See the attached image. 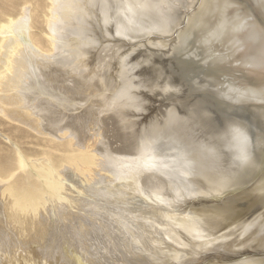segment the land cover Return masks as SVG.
I'll use <instances>...</instances> for the list:
<instances>
[{
	"label": "rangeland",
	"instance_id": "1",
	"mask_svg": "<svg viewBox=\"0 0 264 264\" xmlns=\"http://www.w3.org/2000/svg\"><path fill=\"white\" fill-rule=\"evenodd\" d=\"M196 1L104 0L95 11L96 20L93 19L96 41H72L70 48L77 50L74 56L68 48L56 52L69 58L68 66L60 70L62 73L55 74L59 84L50 88L59 98L42 99L49 108L63 109L59 124L74 121L71 130L75 137L69 132L48 134L43 127L36 129L0 115V156L15 165L14 179L42 182L37 170L41 166H54L53 173L61 184L58 193L43 194L42 203L33 213H14L8 209V197L0 193V264H243L253 257L264 258V251L250 255L258 238L264 236V229L257 231L259 225H264V207L255 227L245 234L236 231L231 237L212 241L229 227L213 224L217 215L212 207L231 197L235 205L240 204L235 207L244 209L246 214L247 208L248 211L258 208L264 200V170L260 164L264 160V87L250 97V93L236 99V94H231V99L225 95L227 86L237 83L240 75L249 77L248 69L245 73L239 69L244 59L251 58L252 65L264 61V1ZM23 2L30 3L31 34L44 42L46 0H0V18L16 13ZM238 10L241 12L236 14ZM244 17L252 27L243 21ZM217 21L223 28L216 25ZM228 21L231 26L227 23V27ZM237 24L242 32L253 28L259 37L246 51L247 58L246 53L236 56L235 51L240 59L234 65L229 59L233 58L235 47L228 38L229 30ZM178 39L183 43H177ZM219 40L221 44L217 43ZM223 48L229 59L226 65L223 61L216 66L217 60L208 54ZM118 86L126 90L121 98L115 95ZM40 110L43 113L40 115L45 116V111ZM244 130L248 133L251 130L250 135ZM81 135L87 137L86 141L89 139L90 148L97 153L98 166H93L90 173H79L73 165L57 162L63 151L56 147L69 137L76 143ZM142 139L152 147L146 164L139 163L148 156L138 154ZM230 141L233 147L247 141L253 148V158L239 171L235 168L240 160L227 148ZM18 153L26 159L22 168L16 164ZM1 181L0 190L5 180ZM256 184L258 187L250 190ZM203 205L206 208L202 212L199 207ZM198 224L210 228L204 232ZM231 238L238 240L228 249L226 245L232 243ZM237 249L240 253H234Z\"/></svg>",
	"mask_w": 264,
	"mask_h": 264
},
{
	"label": "bare ground",
	"instance_id": "2",
	"mask_svg": "<svg viewBox=\"0 0 264 264\" xmlns=\"http://www.w3.org/2000/svg\"><path fill=\"white\" fill-rule=\"evenodd\" d=\"M199 1V0H198ZM196 1V2H198ZM210 1V0H209ZM219 1V0H218ZM223 0H221V3ZM226 1V0H225ZM230 1V0H229ZM237 1V0H236ZM249 1V0H248ZM247 1V2H248ZM252 1V0H250ZM249 1V2H250ZM264 1V0H263ZM29 2V1H28ZM104 2V0H46V4L43 6L44 11H43V32L46 36V39L44 40V42H42L41 39L37 38V37H33V35L31 34L30 28L32 27V16H31V11H29V5L30 3L27 2H23V4L21 5L20 9L13 14H6L4 17L0 18V115L2 114L3 116L7 117L6 119H11V120H15L20 122L19 124H24L26 126H30L33 128L38 129L39 127H43L45 128V130H48V134H53L56 135V133L60 132L61 134H64L65 132H69V134L71 135V137L73 138V136L75 137V133L73 130V125L72 123L74 122H70L66 125L59 124V121L63 120L62 115L61 116V112L62 110H58V109H52L49 108L46 104V102H44V100L42 98L44 97H49L51 96V98L53 97H58L59 95L54 93L53 91L50 90V88L55 85L56 83L59 84V79L58 76L56 77L55 74H58V72H61L62 67L64 66H68V59L66 58V56L64 55H58L56 52L66 49H69V52L71 55H75L77 53V50L70 48L71 47V43L72 41H79V42H95L96 41V36L94 35V28H96V24L95 22H93V19L96 20L97 15H96V10L98 9L99 5L102 4ZM212 2V1H211ZM228 2V1H227ZM232 2V0L230 1ZM248 2V3H249ZM254 2H258L256 0H254ZM253 2V3H254ZM27 3V4H25ZM207 3V2H206ZM218 3V2H217ZM216 3V4H217ZM220 3V4H221ZM235 3V2H234ZM239 3V2H238ZM244 3V2H243ZM29 4V5H28ZM197 4V3H196ZM199 4V3H198ZM208 4H212V3H208ZM214 4V3H213ZM226 4V2H225ZM222 4V5H225ZM233 4V3H232ZM240 4V3H239ZM238 4V5H239ZM252 4V3H251ZM187 5V4H186ZM215 5V4H214ZM218 5V4H217ZM231 5V4H230ZM228 5V6H230ZM237 5V6H238ZM204 6V5H203ZM210 8L212 5H208ZM219 6V5H218ZM236 6V4H235ZM262 6V4L260 5ZM31 7V6H30ZM195 7V6H194ZM206 5L204 6V10H205ZM221 7V6H220ZM224 7V6H223ZM251 7V6H250ZM185 8V7H184ZM198 8V7H197ZM222 8V7H221ZM225 8L227 9L226 5ZM224 9V8H223ZM256 9V8H255ZM202 10V9H201ZM203 10V11H204ZM208 11H210L209 9H207ZM214 11V9H212ZM42 11V10H41ZM201 12V11H200ZM220 12V11H219ZM224 12V11H221ZM238 13L236 14H239ZM191 13V12H190ZM206 13V12H205ZM211 13V12H209ZM208 13V14H209ZM213 13V12H212ZM211 13V14H212ZM216 13V12H215ZM229 13V12H228ZM261 13V12H260ZM201 14V13H200ZM219 14V13H218ZM217 14V15H218ZM188 16V14H186ZM190 15V14H189ZM192 15V14H191ZM195 15V14H194ZM202 15V14H201ZM207 15V14H206ZM210 15V14H209ZM208 15V16H209ZM216 15V16H217ZM193 16V15H192ZM207 16V17H208ZM233 16V15H232ZM230 16V17H232ZM248 16V15H246ZM197 17V15H196ZM202 17V16H201ZM229 17V16H228ZM234 17V16H233ZM195 18V17H194ZM205 18L204 15L202 17V19ZM210 17H208L209 19ZM213 18V16H212ZM217 18H219L217 16ZM226 18V17H225ZM245 19H243L244 22H246L247 25H250L252 27V23L249 22V20H247V17H244ZM241 19V18H240ZM199 20V19H198ZM207 20V19H206ZM228 20V19H226ZM231 20V19H230ZM229 20V21H230ZM242 20V19H241ZM205 21V20H204ZM203 21V22H204ZM209 21V20H208ZM222 21V20H221ZM229 21L226 22V25L228 27ZM238 21V20H237ZM175 22V21H174ZM206 22V21H205ZM215 22V19H214ZM224 22V20H223ZM211 23V22H210ZM228 23V24H227ZM200 25V23H198ZM204 24V23H203ZM225 24V23H223ZM214 25V24H212ZM211 25V26H212ZM218 25V21L217 24ZM215 25V26H216ZM221 25V24H220ZM218 25V26H220ZM230 25V24H229ZM201 26V25H200ZM199 26V28H200ZM210 26V27H211ZM222 26V25H221ZM231 26V25H230ZM206 27V26H205ZM204 27V28H205ZM214 27V26H213ZM248 27L246 29V31L242 32V28L239 24L231 27L230 34H229V38L228 40L230 41L231 46L235 47V50H233L234 52H232V56L233 58L230 59L228 58L226 52L221 49L220 51H215V49L212 51H210V53L208 55L213 56L212 58L217 60L216 66L220 65L221 62L225 61V65L227 64L226 60L229 59V62L233 63L234 65H236V62L239 61L240 57L236 58V56H239L242 53V56L246 53V51H248V49L252 48V46L254 45V43H256L258 37H259V33L256 30H253V28ZM188 28V26L186 27ZM191 28V27H190ZM202 28V27H201ZM200 28V29H201ZM203 28V29H204ZM207 28V27H206ZM212 28V27H211ZM211 28L210 31H211ZM223 28V26H222ZM226 28V27H225ZM199 29V31H201ZM206 29V30H209ZM214 29V28H213ZM218 29V28H216ZM220 29V28H219ZM229 28H227L228 30ZM182 30V29H181ZM30 31V32H29ZM177 31V30H176ZM180 31V30H179ZM203 31V30H202ZM201 31V32H202ZM205 31V30H204ZM208 31V32H210ZM215 31V29H214ZM218 31V30H217ZM216 31L215 34H218ZM222 31V29H221ZM42 32V33H43ZM170 32V31H169ZM207 32V33H208ZM224 32V31H223ZM93 33V34H92ZM182 33V31H181ZM197 33V32H196ZM213 33V31H212ZM250 33V36H248ZM176 34V32H175ZM191 34V33H190ZM198 34V33H197ZM206 34V33H204ZM214 34V33H213ZM228 34V33H227ZM94 35V37H92ZM181 35V34H180ZM187 35V34H186ZM210 35V34H209ZM225 35V34H223ZM37 36V35H36ZM185 36V35H184ZM228 35H226L227 37ZM183 37V36H182ZM202 37V36H201ZM208 37V36H207ZM211 37V36H210ZM215 37V36H214ZM225 36H223L224 39ZM174 38V37H173ZM176 38V37H175ZM181 38V37H179ZM249 38V40L244 44V41L247 40ZM184 39V38H183ZM182 39V40H183ZM214 39V38H213ZM227 39V38H225ZM186 40V39H185ZM183 40V41H185ZM177 41V43L182 42L179 39L175 40ZM188 41V40H187ZM202 41V40H201ZM222 41V40H221ZM226 41V40H225ZM183 43V42H182ZM200 43V42H199ZM217 43H222L217 42ZM186 44V43H185ZM193 44V43H192ZM212 44V43H211ZM226 44V43H224ZM229 44V47H230ZM181 45V44H180ZM228 45V43H227ZM183 46V44H182ZM188 46V45H187ZM192 46V45H191ZM221 46V45H220ZM185 47V46H184ZM224 47V46H223ZM243 47V48H242ZM218 48V47H217ZM202 49V48H201ZM205 48H203L204 50ZM220 49V48H219ZM225 49V50H226ZM67 50V49H66ZM192 50V49H191ZM195 50V49H194ZM231 50V48H230ZM241 50V51H240ZM68 51V50H67ZM196 51V50H195ZM200 51V50H199ZM207 51V50H206ZM205 51V52H206ZM235 51H239V53H235ZM184 52V51H183ZM191 52V51H190ZM197 52V51H196ZM204 52V51H203ZM204 52V53H205ZM65 53V52H64ZM193 53V51H192ZM200 53V52H199ZM229 53V52H228ZM237 54L235 56V54ZM195 54V52H194ZM201 54V53H200ZM206 54V53H205ZM231 54V52H230ZM229 54V56H230ZM189 55V54H188ZM206 55V58H208ZM198 56V55H196ZM245 57L248 56V54L246 53L244 55ZM194 57V56H193ZM200 57V56H199ZM204 57V56H203ZM198 58V57H197ZM205 58V57H204ZM211 58V57H210ZM247 58V57H246ZM199 60V59H198ZM202 60V59H201ZM209 60V59H208ZM213 61V60H212ZM199 62V61H198ZM201 62V61H200ZM205 62V61H204ZM211 62V61H210ZM222 63V64H224ZM230 63V64H231ZM50 64H53L55 66H50ZM252 59L251 58H247L244 59V61H242V67L239 68L241 70L242 73H245L244 71L246 69L249 70V77L246 76L247 78H244L245 76L240 75L239 77V81H237V83H231V85L226 84L225 86L228 87V90H226V94L228 99L229 96L231 94H236L235 99L236 98H242L243 95H245L246 93H250L248 96L250 97L255 91H257L258 89H263L264 87V61L261 63H259V65H252ZM204 65V64H202ZM251 65V66H248ZM196 66V65H195ZM230 66V65H229ZM194 67V66H193ZM202 67V66H200ZM225 68V67H224ZM236 68V67H235ZM238 68V67H237ZM61 70V71H60ZM69 70H73V68H69ZM225 70V69H224ZM228 70V69H227ZM238 70V69H237ZM236 70V71H237ZM74 71V70H73ZM118 71V70H117ZM186 71V70H185ZM203 71V70H202ZM207 71V70H206ZM230 70H228L227 73H229ZM70 72V71H69ZM205 72V71H204ZM213 72V71H212ZM62 73V72H61ZM210 73V72H209ZM215 73V72H214ZM231 73V71H230ZM187 74V73H186ZM217 74V73H215ZM219 74V73H218ZM55 75V76H52ZM211 75V73H210ZM209 75V76H210ZM223 75V74H222ZM230 75V74H229ZM214 76V75H213ZM216 76V75H215ZM239 76V75H238ZM208 77V76H207ZM212 77V76H211ZM227 78V77H226ZM230 78V77H229ZM216 79V78H215ZM219 79V77L217 78ZM216 79V80H217ZM70 80V79H69ZM236 80V79H235ZM238 80V79H237ZM62 81V80H60ZM79 81V80H78ZM232 82V81H231ZM160 83V82H159ZM224 83V82H223ZM73 84V83H72ZM216 84V83H215ZM218 84V83H217ZM28 88H23L24 86H26ZM67 85V84H66ZM70 85V84H69ZM224 84H222L223 87ZM252 85V86H251ZM256 85V86H253ZM64 86V85H63ZM82 86V85H81ZM84 86V85H83ZM66 87V86H64ZM67 87H69L67 85ZM66 87V88H67ZM72 87V86H71ZM63 88V87H62ZM76 88V87H75ZM218 88V86L216 87V89ZM225 88V87H223ZM53 89V88H52ZM58 90H60L59 88H57ZM56 89V90H57ZM74 89V88H72ZM212 89V88H211ZM57 90V91H58ZM69 90V89H68ZM76 90V89H75ZM86 90V89H85ZM214 90V89H213ZM220 90V89H219ZM62 93V90H60ZM73 91V90H72ZM87 91V90H86ZM90 91V90H88ZM222 91V88H221ZM224 91V90H223ZM218 92V91H217ZM60 93V94H61ZM126 90L125 88L118 86L116 89V96L118 98H121L123 95H125ZM224 93V92H222ZM36 95V96H34ZM222 95V94H221ZM220 95V96H221ZM224 95V97H225ZM240 96V97H239ZM223 97V96H222ZM247 97V96H246ZM248 97V98H249ZM252 97H255L254 95ZM41 98V99H39ZM247 98V100H249ZM61 99V98H60ZM59 99V100H60ZM251 99V98H250ZM253 99V98H252ZM257 100V98H255ZM49 100V99H48ZM64 100V99H63ZM243 100V99H240ZM246 100V99H245ZM263 100V99H262ZM47 101V100H46ZM52 101V100H51ZM57 101V100H56ZM62 101V100H61ZM235 101V100H234ZM238 102V100H236ZM235 101V103H237ZM54 102V101H53ZM240 102V101H239ZM254 102V101H252ZM65 103V101L63 102ZM55 104V102H54ZM242 104V103H241ZM240 104V105H241ZM255 105V104H254ZM61 106V105H58ZM161 106V105H160ZM184 106V105H183ZM204 106V105H203ZM236 106V105H235ZM243 106V105H242ZM252 106V105H251ZM249 106V108L251 107ZM262 106V105H261ZM65 107V106H64ZM246 107V106H245ZM206 108V107H205ZM234 108V107H233ZM252 108V107H251ZM254 108V107H253ZM39 109L44 110L46 115L45 116H41L40 114L43 113H39ZM192 109V107H191ZM236 109V108H235ZM247 109V108H246ZM256 109V107H255ZM254 109V110H255ZM40 110V111H41ZM135 110H138V107H135ZM193 110V109H192ZM206 110V109H204ZM228 110V108H227ZM233 110V109H232ZM231 110V111H232ZM260 111V109H258ZM58 111L56 116H53V112ZM195 111V110H194ZM245 111V110H244ZM200 112V111H199ZM221 112V111H220ZM230 112V111H229ZM236 112V111H235ZM238 112V111H237ZM247 112V111H245ZM244 112V113H245ZM257 113H259L258 111H256ZM261 112V111H260ZM200 114V113H199ZM236 114V113H235ZM239 114V112H238ZM255 114V113H254ZM260 114V113H259ZM1 115V116H2ZM193 115V114H192ZM241 115V114H239ZM257 115V114H256ZM2 116V117H3ZM232 116V115H231ZM235 116V115H234ZM243 116V115H242ZM245 116V115H244ZM248 116V115H247ZM246 116V117H247ZM253 116V115H252ZM261 116V115H260ZM203 117V116H202ZM210 117V116H209ZM226 117V116H225ZM251 117V116H248ZM264 117V116H262ZM224 118V117H223ZM227 118V117H226ZM225 118V119H226ZM238 118V117H237ZM240 118V117H239ZM245 118V117H242ZM254 118V117H253ZM252 118V119H253ZM257 118V117H256ZM261 118V117H260ZM8 119V120H9ZM71 119V118H70ZM74 119V118H73ZM199 119V118H198ZM216 119V118H215ZM251 119V118H250ZM248 119V120H250ZM263 119V118H261ZM9 120V121H11ZM74 120H77L76 118ZM205 120V119H203ZM219 119H217L218 121ZM233 120V119H232ZM235 120V118H234ZM240 119H238L239 122ZM246 120V119H245ZM254 120V119H253ZM260 120V119H259ZM14 121V123H15ZM80 121V120H79ZM82 121V120H81ZM207 121V120H206ZM229 121V120H228ZM231 121V120H230ZM257 121V119H256ZM255 121V122H256ZM68 122V121H67ZM77 122V121H76ZM84 122V121H82ZM81 122V123H82ZM252 122V121H251ZM262 122V121H260ZM257 122V123H260ZM17 123V122H16ZM218 123V122H217ZM224 123V122H222ZM253 123V122H252ZM255 124V123H253ZM262 124V123H261ZM78 124H76L77 127ZM224 125V124H223ZM233 125V124H232ZM240 125V124H239ZM246 125V122H245ZM45 126V127H44ZM85 126V125H84ZM234 126V125H233ZM248 126V124H247ZM252 126V124H251ZM257 126V125H256ZM25 127V126H24ZM29 127V129H30ZM214 127V126H213ZM223 127V126H222ZM250 127V126H249ZM255 127V126H254ZM253 127V128H254ZM260 128V126H258ZM42 128V129H43ZM234 128V127H233ZM242 128V126H241ZM252 128V129H253ZM258 128V129H259ZM72 129V130H71ZM248 128H246L245 130H247ZM250 129V128H249ZM255 129V128H254ZM31 130V129H30ZM214 130V129H213ZM229 130V129H228ZM227 130V131H228ZM236 130V129H235ZM245 130L243 131L244 133H247V136L249 133H251L249 131L245 132ZM34 131V130H33ZM220 131V130H219ZM242 131V130H241ZM255 130H253L254 132ZM235 132V131H234ZM257 132V131H256ZM261 132V131H259ZM81 133V132H80ZM183 133V132H182ZM230 133V132H229ZM84 134V133H83ZM217 135V133H215ZM258 134V133H256ZM41 135V134H40ZM246 135V134H245ZM250 135V134H249ZM47 136V135H44ZM80 136V135H78ZM88 136V135H87ZM94 136V135H93ZM214 136V135H213ZM219 136V134H218ZM237 136V135H236ZM244 136V135H243ZM252 136L254 138V135L252 133ZM51 137V136H50ZM58 137V136H57ZM212 137V136H211ZM245 137V136H244ZM250 137V136H249ZM256 137V136H255ZM52 138V137H51ZM55 138V137H54ZM72 138H68L65 142H63L62 144L58 145L56 148L61 147L63 153L61 154V158L57 161L58 164L60 165L62 162H66L69 165H73L76 169V171H78L79 173H84V172H88L90 173L91 171H93L92 167L97 165L98 166V158H97V153L94 151V148H90V145L88 144V140L86 141V138L84 135H81V137H79V139L77 140L76 143H74L75 140L72 141ZM144 138V137H142ZM228 138V137H226ZM238 138V137H237ZM248 139V138H247ZM252 138L250 137V140ZM84 141V143H81L80 141ZM226 140V139H225ZM242 140V139H241ZM243 140H246L243 139ZM249 140V141H250ZM218 141V139H217ZM222 141V139H221ZM229 141V140H228ZM252 141H254L252 139ZM239 142V141H238ZM247 142V141H246ZM246 142H242L240 143L238 146L233 147L232 143L233 142H229V144H227V148L231 149L229 151H232L234 153V155L240 160V164L235 168L236 170H241V167L243 166H247L248 164H244L246 163V161L250 160V158L252 157L253 154V148H251V145H248ZM255 142V141H254ZM226 143V142H225ZM246 143V144H245ZM253 143V142H251ZM256 143V142H255ZM141 144L143 146H140L139 150H138V154H143V155H147V158L144 161H139V163L141 164H146L145 161H148L150 159V153L152 150V147L150 148L149 144L147 143L146 140H141ZM254 144V143H253ZM264 144V143H263ZM254 146V145H253ZM263 146V145H262ZM208 148V147H206ZM262 148V147H261ZM254 149L256 150L257 148L254 147ZM262 150V149H261ZM214 151V150H213ZM217 151V150H216ZM259 151V150H258ZM263 151V155H264V149ZM215 152V151H214ZM221 153V152H220ZM19 154V153H18ZM137 154V155H138ZM213 154V153H212ZM261 154V155H262ZM207 155V154H206ZM209 155V154H208ZM207 155V156H208ZM217 155V154H216ZM213 157V159L215 158V156ZM213 156V155H212ZM222 157V156H221ZM220 157V158H221ZM233 157V156H231ZM264 157V156H263ZM45 158V156L43 157ZM211 158V157H210ZM219 158V157H217ZM216 158V159H217ZM224 158V157H223ZM253 158V157H252ZM17 159V167L18 168H22L24 167L25 164V160L24 156L20 153ZM264 159V158H263ZM32 160V158H31ZM215 160V159H214ZM222 160V159H221ZM236 161V160H233ZM31 162V161H30ZM219 162V160H218ZM231 162V161H230ZM212 163V159L211 162ZM218 164V163H216ZM222 164V163H221ZM220 164V165H221ZM261 166L263 167L264 170V160H261ZM37 165V164H36ZM215 165V163H214ZM223 165V164H222ZM227 165V164H226ZM15 166V165H14ZM12 166V164H10L7 159H5L4 157L0 156V181L4 183L2 185L3 187L0 190L1 195H5L8 197V202H9V206L8 209H11V211H14V213H27V212H34L38 209V207L40 206V204L42 203L41 200L43 198V194L48 193L50 195H54L56 193H58V191L61 189V184L59 183L60 179L58 180L56 175L53 173V171H55V169L53 167H49V168H44L43 166H41L38 170H37V175L42 178V182H30L29 180H25L23 179V181L21 182V180H16L14 179V173L12 172V169H15V167ZM234 166V165H233ZM236 166V165H235ZM232 167V166H231ZM261 167V168H262ZM95 168V167H93ZM220 168V167H219ZM245 168V167H244ZM243 168V169H244ZM74 169V168H73ZM103 169V168H101ZM223 169V168H222ZM225 169V168H224ZM246 170V169H245ZM22 171V170H21ZM62 171V170H61ZM216 171V170H215ZM235 171V170H234ZM250 171V170H249ZM222 172V171H221ZM233 172V171H232ZM231 172V173H232ZM28 173V172H27ZM246 173V172H245ZM228 174V173H227ZM93 175V174H92ZM215 175V173H214ZM213 175V176H214ZM91 175H89V178ZM206 176V175H205ZM229 176V174H228ZM244 176V175H243ZM208 177V176H206ZM241 177V176H239ZM259 177V175H258ZM264 177V176H263ZM60 178V177H59ZM227 179V178H225ZM224 179V180H225ZM88 180V179H87ZM219 180V179H218ZM217 180V181H218ZM242 180V179H241ZM245 180V179H244ZM197 182V181H196ZM228 182V181H227ZM226 182V184H227ZM231 182V181H230ZM263 182V181H262ZM224 183V181H223ZM222 183V184H223ZM220 184V183H219ZM218 184V185H219ZM225 184V183H224ZM223 184V185H224ZM255 184V183H254ZM220 186L221 189L222 186ZM229 185V184H228ZM239 185V184H238ZM237 185V186H238ZM261 185V183H260ZM264 185V184H263ZM261 185V186H263ZM225 186V185H224ZM227 187V186H226ZM235 187V186H234ZM258 187V184L254 185V187L252 186L250 188V190L256 189ZM219 188V189H220ZM228 188V187H227ZM233 188V187H232ZM263 189V188H262ZM249 190V191H250ZM202 191V190H201ZM233 191V190H232ZM245 191V190H244ZM248 191V192H249ZM213 192V191H212ZM239 192V191H238ZM254 192H256L254 190ZM253 192V193H254ZM230 193V192H229ZM251 193V192H249ZM252 194H249L250 197ZM257 193V192H256ZM259 193V192H258ZM240 194V193H239ZM257 195V194H256ZM264 195V194H263ZM232 196V195H231ZM234 196V195H233ZM236 196V195H235ZM234 196V197H235ZM237 196H242V195H237ZM254 196V195H253ZM258 196V195H257ZM260 197V196H259ZM166 198V197H165ZM225 198V197H223ZM222 198V199H223ZM244 198V197H243ZM252 198V197H251ZM250 198V199H251ZM58 199V198H57ZM63 199V198H62ZM221 199V201H222ZM242 199V198H241ZM249 199V198H248ZM260 199V198H259ZM168 200V199H167ZM217 200V199H216ZM215 200V201H216ZM220 200V199H219ZM225 200V199H224ZM223 200V201H224ZM238 200V199H237ZM243 200V199H242ZM213 201V202H215ZM257 203V202H256ZM260 204L258 205V208H254L253 210L248 211V208L246 209L247 213H244V209H237L235 206V202H234V198H229L227 200H225L223 203H219L218 205H216V207H212V208H216V215L217 217H215V222L213 223L214 225L217 224H222L224 227L225 226H229L227 228H225L226 230L217 235L212 241H218L223 239L224 237H231V235H233L236 231H239V233H244L251 230L252 227H255L257 220L259 219L262 211L261 208L264 207V200H261L259 202ZM7 205V204H6ZM202 205V204H201ZM207 205V203H206ZM240 205V204H239ZM237 205V206H239ZM254 205V204H253ZM206 206H202L199 207V209L202 211L203 209H205ZM218 208V209H217ZM264 211V210H263ZM203 212V211H202ZM209 213V211H208ZM262 216V215H261ZM219 218V220H218ZM262 219V218H261ZM131 223V222H130ZM209 223V222H208ZM261 223V222H260ZM199 225V230H203L204 229H208L210 228V226L212 227V224L210 223V226L207 228L205 227L203 224ZM220 226V225H219ZM138 227V226H137ZM193 227V226H192ZM191 227V228H192ZM198 227V226H197ZM196 228V227H195ZM183 229V228H182ZM186 229V228H185ZM259 231L260 229L263 230L264 229V225H259V227L257 228ZM193 230V229H192ZM196 230H198V228H196ZM195 230V232H196ZM260 230V231H261ZM210 231V230H209ZM190 232V231H189ZM194 232V231H193ZM192 232V233H193ZM205 232V231H204ZM203 232V233H204ZM187 233V232H186ZM263 233V231H262ZM188 234V233H187ZM190 234V233H189ZM191 235V234H190ZM194 235V234H193ZM195 235H197V233H195ZM201 235V234H200ZM202 236V235H201ZM190 237V236H189ZM197 237V236H196ZM212 237V238H213ZM199 238V236H198ZM207 237H205L206 239ZM208 238H210L208 236ZM197 239V238H196ZM202 239V238H201ZM232 239V238H231ZM191 240V239H190ZM200 240V239H199ZM198 240V241H199ZM233 240V239H232ZM238 239H234L232 241V243H229L226 245V248H232L234 247V245H236V241ZM205 242V241H204ZM203 242V243H204ZM209 243V242H208ZM211 243V242H210ZM209 243V244H210ZM207 244V243H206ZM201 245V244H200ZM203 247V246H201ZM205 247V246H204ZM206 248V247H205ZM253 250L250 252L251 256L256 255L257 253H259L260 251H264V236H260L258 238V242H257V247L256 245L254 246V248H252ZM176 250V249H175ZM180 251V250H179ZM259 251V252H257ZM177 252V251H175ZM178 253V252H177ZM234 253H240V250H235ZM262 253V252H261ZM29 254V253H28ZM179 255V254H178ZM173 256V255H172ZM174 257V256H173ZM179 257V256H178ZM214 257V256H212ZM217 258V257H216ZM174 259V258H172ZM208 259V258H207ZM210 259V258H209ZM14 260V259H13ZM3 264V263H2ZM31 264V263H30ZM234 264V263H233ZM243 264H264V258H256L253 257L252 259H248V261L246 263Z\"/></svg>",
	"mask_w": 264,
	"mask_h": 264
}]
</instances>
